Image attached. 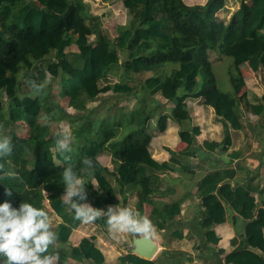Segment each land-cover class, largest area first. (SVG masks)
<instances>
[{
    "label": "trees",
    "instance_id": "1",
    "mask_svg": "<svg viewBox=\"0 0 264 264\" xmlns=\"http://www.w3.org/2000/svg\"><path fill=\"white\" fill-rule=\"evenodd\" d=\"M116 1L107 0L108 4ZM120 1L130 20L119 29L114 40L102 30L101 19L89 13L83 0H0V133L9 132L12 125L19 123L28 128L26 137L19 136L15 130L9 132L13 148L9 155L0 157L3 166L0 203L7 200L18 208L21 202H28L57 214L62 222L53 226V230L59 239L57 247L54 245L49 252L66 254L67 264H103L104 261L90 239H83L76 247L64 245L67 235L79 225L74 212L62 202L63 172L68 164L84 179L88 202L102 210L111 205L110 193L116 200V192L123 194L129 184L136 188L147 186L148 196L161 194V181L155 173L183 167L182 161L194 159L192 145L199 134L198 128H192V145L178 152L168 149V162L157 164L147 151L154 107L139 100L143 105L141 110L119 108L110 118L111 105L105 108L97 126L78 121V114L87 112L88 105L107 92L114 97H135L146 92L152 99L159 93L173 102L171 117L178 124L190 118L185 101L201 99L231 129L241 130L242 100L235 94L244 84L239 65L247 63L253 72L262 71L264 76V0H239L228 21L218 17L227 0H207L203 5L192 6L182 0ZM73 15L76 21L72 24ZM81 20L93 35L92 43L82 34L72 37L73 33L66 29H77L82 26ZM72 44L77 52H66ZM52 50L53 60L37 64ZM120 52L125 59L119 80L101 86V80L119 66ZM213 55L232 59L228 92L217 86L212 70ZM167 64L177 68L163 75L159 70ZM145 72L153 75L138 85L125 82L126 78ZM32 80L40 86L39 92L30 87ZM51 80H57L56 97L49 85ZM23 94L26 95L23 97ZM64 97L77 113L74 118L58 104ZM97 109L91 108L90 113ZM250 109L264 122V92L260 103L252 104ZM71 120L77 126L75 146L60 154L55 150V136L51 135L50 126L59 121L71 124ZM155 125L159 133L164 132L167 117L158 116ZM111 127H123L125 131L122 139L112 144L113 158L118 162L114 171L104 168L97 160V155L107 146ZM227 144H230L228 138ZM204 145L210 151L217 147L215 143ZM230 156L237 159L240 153L232 152ZM86 157L94 162L91 172L84 171L82 162ZM237 170L244 168L236 166L208 173L198 183L197 197L202 207L200 226L211 231L213 225L225 221V207L230 208L246 225L242 234L244 241L225 257V263L264 264V208L258 207L249 190L231 186L229 180ZM9 172L13 175H7ZM108 178L114 179L116 189ZM5 188H11L10 197ZM144 202L151 203L149 219L159 229L180 211L178 203L161 206L142 198L138 205L140 212ZM106 219L102 216L97 224L107 226ZM118 261L119 264H155L131 253Z\"/></svg>",
    "mask_w": 264,
    "mask_h": 264
},
{
    "label": "crops",
    "instance_id": "2",
    "mask_svg": "<svg viewBox=\"0 0 264 264\" xmlns=\"http://www.w3.org/2000/svg\"><path fill=\"white\" fill-rule=\"evenodd\" d=\"M83 1L92 16H98L101 21L105 19V24H115L114 27H118L117 30H114L116 32L114 40L117 39L119 29L127 26L130 20V15L122 6L121 1L118 0L113 4H108L107 0L106 2L105 0ZM182 1L186 5L192 6L203 5L207 0ZM233 2L230 5L227 0L225 9L218 13V17L228 21L231 14L238 8V1L234 0ZM71 19H73V24L76 18L73 15ZM81 23L82 26H79L77 29L73 27L66 29L73 33L72 37L82 34L87 36L88 40L92 43L94 39L93 35L87 30L82 20ZM104 32L111 37L109 30ZM65 51L76 53L77 47L72 44ZM53 54L54 50L50 51L45 55L43 62L40 61L37 64H47L53 60ZM123 55L124 53L120 52L119 66L113 68L106 78L101 80V86L107 83H115L119 80L125 59ZM172 70L169 69L166 72L163 67L159 72L163 75H168ZM239 70L244 84L235 94L242 100L241 122L243 129L241 130L231 129L229 124L217 117L214 109L210 106H205L201 99H187L185 101L190 118L189 121L178 124L171 117V110L174 107L173 102L165 100L159 93L152 99L146 92L135 97L126 95L114 97L110 92H107L100 95L107 96L103 99L102 104L98 99L96 102L91 103L93 105L91 108H98L97 112L90 113L91 108L89 106L87 112L78 114L79 117H76L78 121L84 120L97 126L98 122L104 117L102 114L105 108L111 105V111L108 113V117L110 118L118 113L119 108H124L125 111H139L143 108L142 104L144 102L154 107L153 119L151 120L149 131L151 132V137L147 151L151 159L157 164L168 162L170 158L168 149L178 152L192 145L191 129L198 128L199 130V134L195 137V145H192V150L195 154L194 159L182 161L181 164L183 167L176 166L172 170L158 171L155 173L161 181V185L159 186L161 194H151L148 196L147 186L142 185L140 188H136L133 184L126 186L123 194L116 192V200L112 198L110 193L111 205H118L121 208H131L138 211L141 217L146 216L149 218L153 208L151 203L144 202L140 212L138 205L142 198L154 201L157 205L160 204L161 206L163 204L173 203L180 205L179 213L167 220L161 229L152 223L154 226V234L148 238L156 245L157 250L150 259H142L153 261L155 264H227L224 261L225 257L244 241L242 234L246 221L240 218L230 208L225 207L226 217L223 223L213 225L211 231H206L201 228L200 216L202 207L201 201L197 197V186L200 180L208 173L225 168L243 166L244 170H237L235 177L229 180V183L232 187L242 186L249 190L253 194L258 207L264 208V122L250 109L252 104L260 103V98L264 92V76L262 71L257 73L253 72L247 63L240 64ZM143 74H147V77H149L153 75V72H145ZM125 82L132 86L138 85L141 80L134 77L126 78ZM228 91L230 89H226L224 92ZM118 97L119 101L122 99L121 102L124 100L127 101L126 99L129 98L135 104L125 108L123 104H117L119 101L117 103H107V100H117ZM139 100H141L142 104L139 103ZM68 102L69 99L64 97L59 99L58 104L66 114L74 118L77 113L69 107ZM97 102L98 104H96ZM160 115L167 117L166 130L162 133L157 131L155 125L156 118ZM53 124L57 127V131L61 126L67 128L70 137V147L71 145L75 146L74 132L77 126H75L74 122L71 120L70 124L67 121H59ZM110 130L111 136L107 146L97 155V160L104 168L109 171H114L118 162L113 158L114 150L112 151V144H117L118 141L116 140L119 137L121 140L125 131L123 127H111ZM56 133L51 132V135L56 136ZM248 135H250V139ZM227 138L230 140V144H227ZM205 143H215L217 147L214 151H210L204 147ZM232 152L240 153L239 158L231 159L230 154ZM108 179L114 189H116L114 179ZM92 184L97 187L95 181ZM94 185L93 189H96ZM168 189L172 193H169ZM43 195L46 196V192H43ZM91 205L93 206V204ZM107 208H103L102 210L107 211ZM48 213L53 221V226L62 222L61 218L51 210ZM67 236L68 238L64 245L71 247L78 246L83 239L92 240L104 258L103 264H119L118 259L129 253L138 256L133 253V241L136 238H141V236L130 233L112 232L108 226L99 225L97 221L93 224H84L79 221V225L75 229H72ZM233 240H236L234 245L231 243ZM55 246L57 247L56 244ZM65 255L61 256L62 261L66 260Z\"/></svg>",
    "mask_w": 264,
    "mask_h": 264
},
{
    "label": "clouds",
    "instance_id": "3",
    "mask_svg": "<svg viewBox=\"0 0 264 264\" xmlns=\"http://www.w3.org/2000/svg\"><path fill=\"white\" fill-rule=\"evenodd\" d=\"M30 87L40 91V86L29 81ZM10 138L0 136V157L12 152ZM55 150L64 154L70 151L68 130L61 126L55 136ZM66 159H68L66 157ZM84 171L94 170V162L86 157L83 160ZM3 166L0 165V171ZM11 176L13 173L9 172ZM65 191L62 202L74 212L75 219L84 224H93L102 216L110 231L130 233L148 238L154 234V226L148 217H141L138 211L110 205L107 211L95 208L88 202V193L84 179L73 170L71 164L63 172ZM94 185V184H92ZM95 186V185H94ZM96 188V186H95ZM11 188H5L7 196L12 195ZM57 232L53 230V221L43 208H37L28 202H21L18 208L5 200L0 203V262L2 264H67L61 260L59 251L50 253L49 249L58 241Z\"/></svg>",
    "mask_w": 264,
    "mask_h": 264
},
{
    "label": "rangeland",
    "instance_id": "4",
    "mask_svg": "<svg viewBox=\"0 0 264 264\" xmlns=\"http://www.w3.org/2000/svg\"><path fill=\"white\" fill-rule=\"evenodd\" d=\"M230 5H232V3H234L233 1L234 0H228ZM239 2V0H236ZM105 20V19H104ZM102 20V24H101V28L104 30V31H108L109 30V33L111 35V37L114 39V37H116V32L114 31L115 29L117 30L116 26L114 27V25L112 24H105V21ZM114 27V28H113ZM215 55H213L214 57ZM43 62V60H42ZM215 63H212V70H213V73L215 75V78H216V82H217V86L218 88L221 90V91H225L226 89H230L229 87V82H228V76H227V73H228V70L232 67V59L230 57H226V56H221V57H216L215 56V60H214ZM177 66L174 65V64H167L165 67H164V70L166 72L172 69H176ZM148 75H141V76H138L137 79L138 80H143L147 77ZM135 82V81H134ZM49 85L51 86L52 88V91H53V95L56 97L57 95V90H58V86H57V80H51L49 81ZM26 94H29L28 92H25ZM25 94V95H26ZM23 94V97L25 96ZM28 96V95H27ZM107 96H100L98 98V100L100 101V103L102 104L103 103V99L106 98ZM116 99V98H115ZM127 101H122V99L119 101V97L117 98V100H114V99H109L107 100V103H117V101H119L117 104H123L125 106V108H128L130 106H132V104H135L134 101H132V99H126ZM133 102V103H132ZM98 104V102L96 103ZM90 106V108L93 106L91 103L88 105V107ZM252 120V119H251ZM11 132H13V130L17 131L19 133V135H21V137H26L27 134H28V128L26 127V125L22 124V123H19L18 125H12L9 129ZM9 131V132H10ZM9 132H6V133H0V136H6L8 138H10V133ZM51 132L52 133H56L57 132V127L55 126V124H53L51 126ZM249 139H250V135H248ZM120 140V137L116 140V141H119ZM1 264V262H0Z\"/></svg>",
    "mask_w": 264,
    "mask_h": 264
},
{
    "label": "water",
    "instance_id": "5",
    "mask_svg": "<svg viewBox=\"0 0 264 264\" xmlns=\"http://www.w3.org/2000/svg\"><path fill=\"white\" fill-rule=\"evenodd\" d=\"M133 246V253L145 259H150L157 250V247L152 240L144 237L134 239Z\"/></svg>",
    "mask_w": 264,
    "mask_h": 264
}]
</instances>
